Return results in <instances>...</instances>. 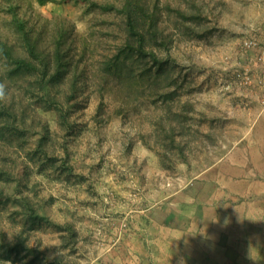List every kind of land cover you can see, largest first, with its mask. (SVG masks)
I'll list each match as a JSON object with an SVG mask.
<instances>
[{
	"label": "rangeland",
	"instance_id": "rangeland-1",
	"mask_svg": "<svg viewBox=\"0 0 264 264\" xmlns=\"http://www.w3.org/2000/svg\"><path fill=\"white\" fill-rule=\"evenodd\" d=\"M0 82V264H248L264 0H0Z\"/></svg>",
	"mask_w": 264,
	"mask_h": 264
},
{
	"label": "crops",
	"instance_id": "crops-1",
	"mask_svg": "<svg viewBox=\"0 0 264 264\" xmlns=\"http://www.w3.org/2000/svg\"><path fill=\"white\" fill-rule=\"evenodd\" d=\"M249 213L250 212L246 211V219H250L248 216ZM244 221L247 222V220L243 219L241 220V223L245 224L246 222ZM244 224H241V226ZM238 227H234L230 230L231 235H229L228 239L222 240L220 246L225 245L224 243H228L229 247L234 248L235 253L232 251L233 254H231L232 257L235 258V261H238L237 258L241 257V260H239L241 262H246L248 264L257 262V264H264V236L260 240L255 239L254 233L248 229V225H246L245 228ZM243 231L245 232V236ZM237 236L241 237L237 238ZM254 247H256V249Z\"/></svg>",
	"mask_w": 264,
	"mask_h": 264
},
{
	"label": "trees",
	"instance_id": "trees-1",
	"mask_svg": "<svg viewBox=\"0 0 264 264\" xmlns=\"http://www.w3.org/2000/svg\"><path fill=\"white\" fill-rule=\"evenodd\" d=\"M7 1V0H6ZM11 9V8H9ZM14 24L15 27L17 29V31L19 32L20 36H21V40L23 42V49L28 53V55L30 56H37L39 57L40 55H37V40H35L32 36H31V30L27 31V29L25 28V24L24 22H22L21 20H19L16 16H14ZM13 52V50L11 49V53ZM57 57L54 60V67H55V77L59 76V73L61 72V69L63 67H65L67 64H65L64 62V58L62 56L64 55H60L59 53H61V49L59 44L57 45ZM11 53H8L9 56V60L12 61V63L15 65V68L18 69H22V68H30V62L31 61L29 59H24L22 56H18V57H13L11 55ZM32 62V61H31ZM51 64V61L46 60H41L40 61V65L43 67V70L46 71L49 69ZM42 81V80H41Z\"/></svg>",
	"mask_w": 264,
	"mask_h": 264
},
{
	"label": "clouds",
	"instance_id": "clouds-1",
	"mask_svg": "<svg viewBox=\"0 0 264 264\" xmlns=\"http://www.w3.org/2000/svg\"><path fill=\"white\" fill-rule=\"evenodd\" d=\"M8 99V92L5 83L0 82V102L6 101Z\"/></svg>",
	"mask_w": 264,
	"mask_h": 264
}]
</instances>
